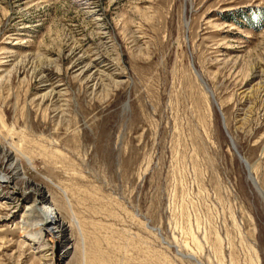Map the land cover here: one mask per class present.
<instances>
[{"label":"rangeland","instance_id":"1","mask_svg":"<svg viewBox=\"0 0 264 264\" xmlns=\"http://www.w3.org/2000/svg\"><path fill=\"white\" fill-rule=\"evenodd\" d=\"M88 1L0 0V144L69 226L62 264H264V0ZM22 185L0 264H55Z\"/></svg>","mask_w":264,"mask_h":264},{"label":"bare ground","instance_id":"2","mask_svg":"<svg viewBox=\"0 0 264 264\" xmlns=\"http://www.w3.org/2000/svg\"><path fill=\"white\" fill-rule=\"evenodd\" d=\"M89 3L90 2L88 0H82V4L85 5L86 12L88 14H92L93 10H91V8L89 7L88 5ZM93 62L86 63L83 67L79 69L77 74L80 77L95 78L93 85L96 86L99 83V82L97 83L96 80L100 79V77L103 75V72L99 69L93 70L92 69L93 65L97 66L95 62L94 63ZM113 80H114L113 81L114 84L119 83V81H117L116 79H113ZM42 81H45V80L42 79ZM202 81H204V79ZM205 84H207L206 81H205ZM206 87L208 86L206 85ZM207 89H209V87ZM48 91L52 93L53 89H48ZM212 97L215 102L216 100L213 94H212ZM234 144H233V147L236 149ZM17 151L24 158H26L27 160H30L19 149H17ZM0 156L4 158L7 168L10 170V172H6V173L0 170V183L6 182L9 184H15L16 179H21L23 182L22 190L20 192L13 193L11 196H7L6 198L8 199L7 201H9V199H14L18 196V197L23 198L26 201L25 210L20 218V224L23 228L22 236L26 240L30 241V243L34 246H37L40 243V240L41 238H43V236L45 235L51 236V238L56 243V247L52 251L55 264H62V261L68 255L69 249H70L67 246L68 242L71 240L67 236V231L69 229V226L60 218L59 214L56 212L55 210L56 207H53L54 204L52 205V199L50 198V195L47 194L48 192L46 193L45 187L33 182L32 180H30L24 175L22 171L20 158L14 155L12 150H9L5 146L3 147L1 144H0ZM244 162L250 169L248 162L246 160ZM251 179L257 191L264 198V191L259 186L258 181L254 177H251ZM63 192L66 194V191H63ZM71 212L73 214L74 223L81 232L82 230H81L80 222L75 217V214L72 211V209H71ZM30 221L33 223L34 228H32L31 230H26L28 228V222Z\"/></svg>","mask_w":264,"mask_h":264},{"label":"water","instance_id":"3","mask_svg":"<svg viewBox=\"0 0 264 264\" xmlns=\"http://www.w3.org/2000/svg\"><path fill=\"white\" fill-rule=\"evenodd\" d=\"M215 104L217 105V102L215 101ZM217 107H218V105H217ZM237 154H238V152H237ZM239 155V154H238Z\"/></svg>","mask_w":264,"mask_h":264}]
</instances>
